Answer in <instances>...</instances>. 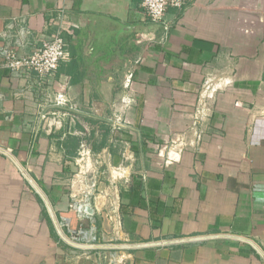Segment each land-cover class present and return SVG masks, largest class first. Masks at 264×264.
<instances>
[{"label":"crops","instance_id":"crops-1","mask_svg":"<svg viewBox=\"0 0 264 264\" xmlns=\"http://www.w3.org/2000/svg\"><path fill=\"white\" fill-rule=\"evenodd\" d=\"M161 24L141 0H0V52L60 25L68 54L43 78L0 55V264H59L58 224L107 264H264V0H184Z\"/></svg>","mask_w":264,"mask_h":264},{"label":"built area","instance_id":"built-area-1","mask_svg":"<svg viewBox=\"0 0 264 264\" xmlns=\"http://www.w3.org/2000/svg\"><path fill=\"white\" fill-rule=\"evenodd\" d=\"M184 0H141V7L147 14L152 23L161 24L165 13L168 9H180L183 6ZM162 29L163 25L161 24ZM63 27L59 25L58 29L44 40L36 51L29 56H18L13 49H2L0 52L2 67L5 69L20 73L24 71H31L40 77L52 75L58 69L60 63L64 61L68 54L65 49L64 39L62 37ZM133 85V73L127 72L123 79V89L126 93H130ZM209 89V82L206 80L203 85V90ZM125 104L132 103L131 95L123 98ZM53 105L56 107H71L69 100L64 93H57L53 100ZM109 127L112 132H119V130L126 128L129 124L128 119L119 112H112L108 119ZM197 141L201 140V133L198 130L195 132ZM168 160H173L172 157ZM88 206L85 200H80L72 206V211L78 216H85V207ZM67 227H70L65 222ZM68 242L78 246L94 245L95 237L91 233L85 232L81 227L76 230L67 228V233L64 234Z\"/></svg>","mask_w":264,"mask_h":264},{"label":"rangeland","instance_id":"rangeland-1","mask_svg":"<svg viewBox=\"0 0 264 264\" xmlns=\"http://www.w3.org/2000/svg\"><path fill=\"white\" fill-rule=\"evenodd\" d=\"M53 215V213H51ZM58 228L61 233L64 232V226L58 224ZM63 228V231L61 230ZM64 236V234H63ZM62 253L59 257V264H107V259L103 257H95L94 252L90 249H83L91 247L92 245L86 246H72L65 241H59Z\"/></svg>","mask_w":264,"mask_h":264},{"label":"trees","instance_id":"trees-1","mask_svg":"<svg viewBox=\"0 0 264 264\" xmlns=\"http://www.w3.org/2000/svg\"><path fill=\"white\" fill-rule=\"evenodd\" d=\"M62 37H63V39H65V35L64 34H62ZM64 43H65V40H64ZM66 44V43H65ZM66 47V46H65ZM72 139H70L69 137L67 138V140H65L64 142H63V148H65V149H67V144H68V142L70 143V144H72ZM43 212H42V214H43V216H45V217H47V214H46V211H45V209L43 208V210H42ZM58 217V216H57ZM51 236H52V238L56 241V242H59L60 240H59V238H58V236H56V234H55V232H54V230H53V228L51 229ZM60 243V242H59Z\"/></svg>","mask_w":264,"mask_h":264},{"label":"water","instance_id":"water-1","mask_svg":"<svg viewBox=\"0 0 264 264\" xmlns=\"http://www.w3.org/2000/svg\"><path fill=\"white\" fill-rule=\"evenodd\" d=\"M47 207L49 208V205L47 204ZM92 209L89 207V206H86L85 207V213L86 214H92ZM55 224H56V222H55ZM57 225V224H56ZM57 229L59 230V228L57 227ZM59 234L61 235V237L63 238V240L65 241V242H67V243H69V244H71L72 246H78V245H75V244H73V243H71V242H68V240L65 238V236H63V234L60 232V230H59Z\"/></svg>","mask_w":264,"mask_h":264}]
</instances>
